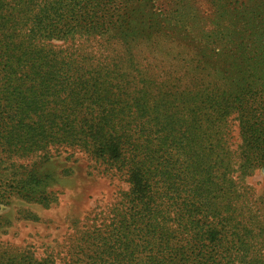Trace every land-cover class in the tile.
<instances>
[{
    "label": "trees",
    "instance_id": "obj_1",
    "mask_svg": "<svg viewBox=\"0 0 264 264\" xmlns=\"http://www.w3.org/2000/svg\"><path fill=\"white\" fill-rule=\"evenodd\" d=\"M149 2L0 0V146L76 147L126 182L64 264H264L263 230L245 219L221 131L236 113V170L264 165V0H202L213 14L195 32L196 53L211 92L158 98L118 55L71 43L76 35L127 42ZM173 3L165 26L182 29L189 8Z\"/></svg>",
    "mask_w": 264,
    "mask_h": 264
},
{
    "label": "rangeland",
    "instance_id": "obj_2",
    "mask_svg": "<svg viewBox=\"0 0 264 264\" xmlns=\"http://www.w3.org/2000/svg\"><path fill=\"white\" fill-rule=\"evenodd\" d=\"M181 1L189 8L182 29L177 23L165 26L163 17L171 19L173 0H150L146 11L133 17L127 42L76 35L71 43L96 55L116 54L132 64L147 77L155 98L165 90L172 96L200 89L210 94L203 60L196 53L202 42L195 32L208 27L213 11L205 13L202 0ZM155 23L162 25L159 31L146 27ZM238 119L231 113L221 127L235 169L230 176L241 194L245 219L258 221L264 235V165L246 166L243 175L236 170L243 145ZM126 187L122 177L106 173L76 147L7 153L0 146V264H45L46 258L69 263L75 237L95 215L102 217Z\"/></svg>",
    "mask_w": 264,
    "mask_h": 264
}]
</instances>
